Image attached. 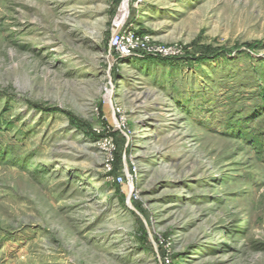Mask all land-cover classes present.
I'll use <instances>...</instances> for the list:
<instances>
[{
    "label": "rangeland",
    "instance_id": "374dc122",
    "mask_svg": "<svg viewBox=\"0 0 264 264\" xmlns=\"http://www.w3.org/2000/svg\"><path fill=\"white\" fill-rule=\"evenodd\" d=\"M0 264H264V0H0Z\"/></svg>",
    "mask_w": 264,
    "mask_h": 264
},
{
    "label": "built area",
    "instance_id": "2783aa9c",
    "mask_svg": "<svg viewBox=\"0 0 264 264\" xmlns=\"http://www.w3.org/2000/svg\"><path fill=\"white\" fill-rule=\"evenodd\" d=\"M124 24L123 22L120 25L114 24L108 41L110 52L121 57L171 53V48L151 43L148 36L137 34L133 29V24L130 23L128 26Z\"/></svg>",
    "mask_w": 264,
    "mask_h": 264
},
{
    "label": "bare ground",
    "instance_id": "6f19581e",
    "mask_svg": "<svg viewBox=\"0 0 264 264\" xmlns=\"http://www.w3.org/2000/svg\"><path fill=\"white\" fill-rule=\"evenodd\" d=\"M126 1H127V0H124L125 3H126ZM124 7H125V6H124ZM125 13H126V11H125Z\"/></svg>",
    "mask_w": 264,
    "mask_h": 264
}]
</instances>
